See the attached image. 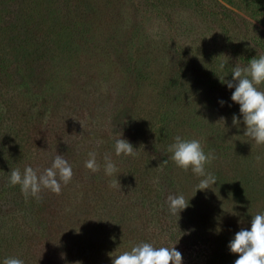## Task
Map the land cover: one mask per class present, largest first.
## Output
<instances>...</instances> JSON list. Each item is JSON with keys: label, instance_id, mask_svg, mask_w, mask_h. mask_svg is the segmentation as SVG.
Here are the masks:
<instances>
[{"label": "trees", "instance_id": "1", "mask_svg": "<svg viewBox=\"0 0 264 264\" xmlns=\"http://www.w3.org/2000/svg\"><path fill=\"white\" fill-rule=\"evenodd\" d=\"M89 1L69 3L86 19L99 7H87ZM255 2L263 11L264 0ZM8 17L7 25H0V131L4 129V136H11L7 139L8 154H21L25 161L22 173L31 166L38 174L51 167L57 154L63 155L74 175L69 184H62L59 195L44 189L39 199L29 196L27 200L19 185L9 183V172L7 180L4 178V166L0 167V183L5 179L7 196L18 192L26 199L25 205H31L29 214L24 205L4 210L1 200L6 194L0 190V264L9 257L22 259L24 264H112L109 253L130 251L140 243L175 246L183 264H234L238 255L230 251V241L242 228L251 229L253 216L264 213V145L244 136L246 125L240 106L231 100L235 89L220 81L216 87L225 93L198 103L199 89L193 91L194 80H190L193 55L187 53L173 68L175 77L160 82L153 77L154 69L149 71L146 90L138 88L135 71L126 77L124 94H98L91 81L90 92L98 94L102 104L97 114L94 104L80 102L78 94L68 87H58L53 78L73 71L71 62L57 63V57L68 56L81 66L79 58L72 55L73 48H55L60 45L56 34L63 29L58 22L49 25L56 17L47 19L49 26L39 17L25 20V35L18 26H12L23 19L22 12ZM83 28L78 35L92 40ZM29 34L30 38L24 37ZM5 35L7 45L3 42ZM132 42L126 37L107 45V53L114 59L119 57V61L125 59L127 62L121 63L132 68L136 64ZM35 64L41 67L38 83L18 82V77L26 81L25 72ZM231 68L225 64L223 77ZM151 85L154 91L149 89ZM152 95L160 99L154 102ZM220 101L225 103L221 105ZM117 114L127 125L125 132L114 131L108 122ZM201 115L209 124L207 131L199 134ZM234 115L241 121L238 127L233 125ZM221 117L226 119L225 125L218 123ZM176 136L199 140L206 154L215 153L216 159L206 165V172L217 180L210 189L195 194L202 178L172 161L168 148ZM120 138L132 144L135 156H116L115 141ZM89 152L97 153L99 172L92 173L85 167ZM106 156L118 169L111 177L104 172ZM164 161L168 163L163 170H157ZM157 177L158 184L153 182ZM113 180H119L120 186L110 187ZM181 194L189 206L172 215L167 198Z\"/></svg>", "mask_w": 264, "mask_h": 264}, {"label": "rangeland", "instance_id": "2", "mask_svg": "<svg viewBox=\"0 0 264 264\" xmlns=\"http://www.w3.org/2000/svg\"><path fill=\"white\" fill-rule=\"evenodd\" d=\"M64 1L0 0V25H7L10 20L8 16L21 11L23 19L12 26H18V30L24 34L27 29L25 20L39 17L48 25L47 19L56 17L49 25L58 22L63 29L56 34V40L60 45H54L55 48L62 49L66 46L71 50L73 48L72 55L79 58L81 66H77L68 56L57 57V63L71 62L73 71L70 75H53V78L57 81L58 87L61 86L63 89L68 87L74 95L78 94L80 102L94 104L97 114L99 113L97 107L99 105L102 107L98 94L108 92L124 94L128 73L135 71L134 74L139 79L138 88L146 90L149 84L145 77L149 75V71L154 69L153 77L160 82L172 75L175 77L173 68H177V62L183 60L185 54L190 53L193 55L190 63L192 64L190 80H194L193 91L199 89L197 91V95H200L197 101L199 103L208 96L215 98L225 93L216 86L220 78L231 81L232 75L230 70L226 71V77H223V73L219 70L220 64H228L231 68L232 64L237 62L240 66H245L252 59L264 55V10L258 8L259 4L255 2L257 0L232 2L229 0H90V5L87 4V7L91 9L95 6L99 7L95 14L89 12L86 19L81 12L74 9L69 0ZM83 27L92 35V40L84 38L82 33L81 36L78 35V31L84 30ZM72 31H74L73 36L70 38ZM24 37L30 38L31 34L29 37ZM126 37L133 40L131 48L136 64L132 62V68L125 62L121 63L126 61L125 59L119 61V57L114 59L107 53V45H113ZM3 42L7 45V35L4 36ZM93 42L101 46H95ZM88 74H95L98 77L89 78ZM229 75L230 78H227ZM24 76L27 78L26 81L18 77V82L34 81L31 85L37 84L41 76V67L35 64L25 72ZM91 81L98 94L92 95L90 92L93 87L90 85ZM154 88L151 85L149 89L154 91ZM260 90L264 91V85L260 86ZM155 92L157 93L156 89ZM186 95V100L190 101L189 92H186ZM151 97L154 98V102L160 99L154 95ZM173 102L172 99L170 103ZM172 106L175 108L174 104ZM196 108L198 109L197 104ZM200 117L201 124L197 126L199 134L207 131L209 124L204 120V116L198 118ZM108 122L114 131L127 130V125L119 114L110 117ZM6 132L4 129L0 131V167L4 166L1 171L7 180L8 172L16 168L22 169L25 161L20 158V153L12 151L11 155L8 154L7 139L11 136L7 134L4 136ZM5 179H2V182ZM2 182L0 190L6 194L1 200L4 210L24 205L26 213L29 214L31 205L29 203L25 205L26 199L19 197L18 192L7 196V187ZM29 199L30 197L27 198Z\"/></svg>", "mask_w": 264, "mask_h": 264}, {"label": "clouds", "instance_id": "3", "mask_svg": "<svg viewBox=\"0 0 264 264\" xmlns=\"http://www.w3.org/2000/svg\"><path fill=\"white\" fill-rule=\"evenodd\" d=\"M224 69L225 64H220L219 70ZM231 75V81L219 78L221 83L226 84L229 89H235L231 100L240 106V114L246 125L244 136L252 139L257 145H264V91L260 90V86L264 85V55L252 59L246 67L237 63L232 68ZM220 103L223 105L225 102L220 101ZM240 122L239 117L234 115L233 125L238 127ZM218 123L225 125L226 119L221 117ZM114 147L117 157L137 154L132 144L122 138L115 141ZM168 151L172 153L171 159L177 167L185 171L191 169L196 176L202 178L196 185L195 194L197 191L210 189V186L217 183L215 175L206 172V165L216 159L215 153L209 151L206 154L199 140H188L176 136L175 142L169 146ZM88 157L85 167L92 173L99 172L97 153L89 152ZM167 163L168 161H164L157 170L162 171ZM117 171L116 164L106 156L105 175L111 177ZM73 175L72 166L63 155L57 154L51 167L42 173L38 174V170H34L31 166H26L23 173L19 168L12 169L9 173V183L12 186L19 185L26 199L29 196L39 199L44 189L59 195L62 191V184L65 186L69 184ZM153 182L158 184L159 178L157 177ZM118 186H120L119 180H113L110 183V187ZM167 202L172 215H179L189 206V201L182 194L169 195ZM217 231L219 232V229ZM228 247L233 254L238 255L234 264H264V213L253 216L251 229L242 228L235 234ZM108 255L112 259V264H183L182 254L176 250L175 246L155 247L151 243H140L132 246L130 251L119 254L116 251ZM61 258H65L64 254H61ZM3 264H24V261L9 257L3 261ZM75 264H82V262L76 261Z\"/></svg>", "mask_w": 264, "mask_h": 264}]
</instances>
